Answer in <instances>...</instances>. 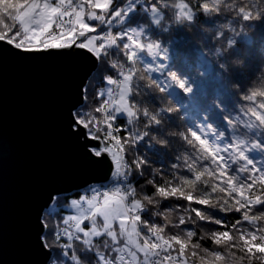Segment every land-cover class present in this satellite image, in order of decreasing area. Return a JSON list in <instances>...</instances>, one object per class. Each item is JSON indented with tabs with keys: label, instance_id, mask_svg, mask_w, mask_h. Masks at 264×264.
I'll return each instance as SVG.
<instances>
[{
	"label": "snow or ice",
	"instance_id": "1",
	"mask_svg": "<svg viewBox=\"0 0 264 264\" xmlns=\"http://www.w3.org/2000/svg\"><path fill=\"white\" fill-rule=\"evenodd\" d=\"M55 65L59 162L0 264H264V0H0V64Z\"/></svg>",
	"mask_w": 264,
	"mask_h": 264
},
{
	"label": "water",
	"instance_id": "2",
	"mask_svg": "<svg viewBox=\"0 0 264 264\" xmlns=\"http://www.w3.org/2000/svg\"><path fill=\"white\" fill-rule=\"evenodd\" d=\"M58 76L55 65L0 64V226L9 236L29 178L59 162Z\"/></svg>",
	"mask_w": 264,
	"mask_h": 264
},
{
	"label": "clouds",
	"instance_id": "3",
	"mask_svg": "<svg viewBox=\"0 0 264 264\" xmlns=\"http://www.w3.org/2000/svg\"><path fill=\"white\" fill-rule=\"evenodd\" d=\"M242 3H247V0H241Z\"/></svg>",
	"mask_w": 264,
	"mask_h": 264
}]
</instances>
